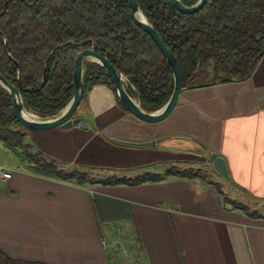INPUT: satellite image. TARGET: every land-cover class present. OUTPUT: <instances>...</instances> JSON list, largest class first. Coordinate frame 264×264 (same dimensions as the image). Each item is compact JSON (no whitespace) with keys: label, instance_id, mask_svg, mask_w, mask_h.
I'll list each match as a JSON object with an SVG mask.
<instances>
[{"label":"crops","instance_id":"1","mask_svg":"<svg viewBox=\"0 0 264 264\" xmlns=\"http://www.w3.org/2000/svg\"><path fill=\"white\" fill-rule=\"evenodd\" d=\"M115 93L93 85L77 109L80 123L30 129L32 141L107 171L163 174L176 165L210 175L77 184L19 166L0 181V249L49 264H114L101 232L111 237L119 229L137 264H264V55L246 78L184 87L157 122L137 118ZM213 152L225 159L228 178L209 161ZM215 180L263 216L225 201Z\"/></svg>","mask_w":264,"mask_h":264},{"label":"trees","instance_id":"2","mask_svg":"<svg viewBox=\"0 0 264 264\" xmlns=\"http://www.w3.org/2000/svg\"><path fill=\"white\" fill-rule=\"evenodd\" d=\"M138 3L176 55L184 87L246 78L264 55V0H207L190 13L178 10L170 0ZM91 46L124 74L128 92L143 108L155 110L167 101L174 84L171 65L153 37L131 17L128 0H0V73L19 87L25 107L40 117L54 116L68 103L74 91L76 55ZM83 77L80 104L98 83L115 93L110 74L98 62L85 60ZM0 141L15 150L28 171L77 184H136L166 174L210 175L200 167L176 165L163 174L148 169L107 171L47 153L32 141L30 129L17 118L11 95L1 84ZM214 182L225 201L263 216L230 197L220 181ZM0 264L49 263L15 259L0 249Z\"/></svg>","mask_w":264,"mask_h":264},{"label":"water","instance_id":"3","mask_svg":"<svg viewBox=\"0 0 264 264\" xmlns=\"http://www.w3.org/2000/svg\"><path fill=\"white\" fill-rule=\"evenodd\" d=\"M207 0H197L192 4H186L182 0H170L178 10L186 13L195 12L199 10ZM130 14L136 24L144 28L155 40L164 56L171 65L173 72V89L167 101L155 110H146L141 105L140 101L133 97L127 90L125 85L126 77L124 74L110 61V59L103 53L94 49L93 46L83 48L78 52L74 62L73 69V88L74 92L68 103L54 116L40 117L36 113L28 110L23 101L21 91L18 86L12 83L7 77L0 73V84L5 87L12 98L14 112L19 121L29 129L48 128L56 125L63 127L77 124L83 119L79 115H75V111L83 96L84 90V66L85 60L96 61L101 64L112 78L114 89L117 96L124 103L126 108L133 113L137 118L148 121L157 122L164 119L173 110L179 96L184 89L182 82L181 69L176 55L167 46L159 32L145 15L140 7L138 0H128ZM197 85V84H193ZM141 143V142H137ZM209 161L213 166L226 178L229 177L225 159L218 152H213Z\"/></svg>","mask_w":264,"mask_h":264},{"label":"rangeland","instance_id":"4","mask_svg":"<svg viewBox=\"0 0 264 264\" xmlns=\"http://www.w3.org/2000/svg\"><path fill=\"white\" fill-rule=\"evenodd\" d=\"M82 103H84L83 100ZM76 113L75 111L74 114L76 115ZM0 162L12 165L14 168L19 166L24 167L23 161L17 157L15 150L7 147L2 141H0ZM228 187L227 185L224 187L226 191L229 190ZM243 200L249 202L251 206H253V201ZM104 239L106 240V248L109 253L113 251L116 256L114 264H137L139 262L140 257L131 249L128 239L125 238L123 232L119 229H116V232L111 237L106 236Z\"/></svg>","mask_w":264,"mask_h":264},{"label":"built area","instance_id":"5","mask_svg":"<svg viewBox=\"0 0 264 264\" xmlns=\"http://www.w3.org/2000/svg\"><path fill=\"white\" fill-rule=\"evenodd\" d=\"M14 167L9 164H4L0 162V181H6L11 178ZM103 245L106 247V240L102 239Z\"/></svg>","mask_w":264,"mask_h":264}]
</instances>
